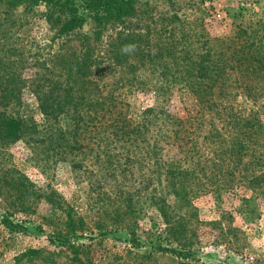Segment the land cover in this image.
<instances>
[{"label": "trees", "instance_id": "16d2710c", "mask_svg": "<svg viewBox=\"0 0 264 264\" xmlns=\"http://www.w3.org/2000/svg\"><path fill=\"white\" fill-rule=\"evenodd\" d=\"M138 1L0 0V156L22 144L44 175L57 163L80 170L89 157L113 187L98 198L106 205V218L93 234L54 190L37 188L14 168L1 172L2 181L10 182L0 184L6 190L0 227L26 234L30 226L45 234L49 245L24 250L13 264H150L157 255L193 264L190 198L216 193L238 179L251 194L241 197L243 205L256 198L264 203V169L256 170L264 167V18L239 24L228 38L211 40L193 32V51L187 45L176 50L170 39L149 54L142 41L117 32L106 50L96 52L104 29L133 17ZM40 4L44 12H38ZM34 15L45 22L50 41L59 44L49 58L35 47L33 71L27 72L23 55L31 44L23 37V22ZM86 19L90 35L80 33ZM72 36L79 42L76 50L64 48ZM130 55L137 56L135 64L129 63ZM172 91L189 94L198 105L193 131L165 109ZM133 92L149 94L151 103L128 115L125 97ZM237 96L263 101L242 115L230 104ZM204 112L227 130L209 122L199 151L191 135L199 131ZM134 169L143 171L141 188L129 190L125 176H133ZM40 200L59 211L58 228L26 219ZM141 212L156 218L147 228ZM107 240L120 247L97 254L94 245L103 248Z\"/></svg>", "mask_w": 264, "mask_h": 264}, {"label": "rangeland", "instance_id": "374dc122", "mask_svg": "<svg viewBox=\"0 0 264 264\" xmlns=\"http://www.w3.org/2000/svg\"><path fill=\"white\" fill-rule=\"evenodd\" d=\"M43 6V4L37 6L38 12H44ZM34 16L33 19L25 17V21L23 20L25 28L23 37L31 44V47L25 48L26 52L23 55L27 72L33 71L30 57L35 54V47L40 48L38 55L49 58L59 44L50 41L51 32L47 30L43 19L40 16L38 18V15ZM261 17L264 18V0H139L133 17L127 19L124 24L107 26L104 29L95 51L106 50L109 39L114 38L117 32L131 34L137 41H142L140 47L144 46L145 52L149 54L154 52L156 44L170 39L174 40L176 50H181L187 45V48L193 51V32L202 33L211 40L228 38L234 35L239 24ZM80 33L90 35L91 22L88 19L85 20ZM78 43L76 36H72L64 48L76 50ZM19 44L17 42L15 45L19 46ZM134 56H129V63L135 64L134 60L137 56ZM137 72L136 75L139 74V70ZM168 100L165 109L179 119L184 128L193 131L195 125L193 115L199 110L193 97L184 92L172 91ZM262 101L263 99H259L256 103H252L251 100L237 96L230 104L243 115L245 111L257 109ZM125 102L129 105V115L132 112H139L150 104L151 96L133 92L126 95ZM200 120L199 131L191 135L199 151L210 126L209 122L215 123L221 132L227 130L223 122H216L205 112ZM28 150L22 144L6 148L0 156V176L5 169L14 168L37 188L45 190L51 188L65 204L76 208L84 218L89 231L95 234L99 220L105 217L106 206L98 198L101 193L110 194L109 191L113 190L109 178L107 176H104L105 179L100 178L97 165H92L93 160L89 157L82 158L84 164L80 170H73L67 164L57 163L54 167L49 165L50 169L45 175L41 174L30 161ZM261 169L264 167L256 168L258 172H261ZM138 174L143 175V171L134 169L133 176H125V185L129 190L141 188L137 184ZM11 176L14 174L12 173ZM236 178L239 177L236 175ZM2 180L0 178V184L6 182L7 185L10 182L9 178L4 182ZM240 182L245 183L235 179L230 185L219 187L216 193L204 192L190 198L187 220H189L188 228L195 238L193 264H264V203L260 198H256L253 203L243 205L241 197L248 198L251 194L250 191L243 190L244 186ZM4 192L6 190H0V212L1 207L4 206L2 203ZM32 199L29 197L30 202ZM34 204L36 205L33 207V214L26 216V219L42 224L43 228L48 226L50 229H56L60 226L61 217L58 216L60 214L58 210L43 200ZM152 213L141 212V215H145L142 219L146 228L156 220ZM15 217L23 219L18 213ZM130 221L132 220L130 219L128 223L131 224ZM27 227L29 230L26 234H9L0 227V264H13V257L28 248H49L45 234L39 233L30 226ZM82 242L95 244V240L89 243L86 239H82ZM101 246L104 247L99 248L97 243L94 245L95 250L99 251L97 254L100 252L103 254L104 250L114 252L120 247L110 240ZM98 263L105 264V261ZM150 264H177V262L166 255H157L155 261Z\"/></svg>", "mask_w": 264, "mask_h": 264}]
</instances>
